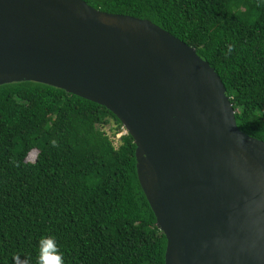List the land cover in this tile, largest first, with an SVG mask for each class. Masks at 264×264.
<instances>
[{
    "label": "water",
    "instance_id": "obj_1",
    "mask_svg": "<svg viewBox=\"0 0 264 264\" xmlns=\"http://www.w3.org/2000/svg\"><path fill=\"white\" fill-rule=\"evenodd\" d=\"M17 81L118 118L166 239L164 264H264V141L238 128L194 47L83 0H0V84Z\"/></svg>",
    "mask_w": 264,
    "mask_h": 264
},
{
    "label": "trees",
    "instance_id": "obj_2",
    "mask_svg": "<svg viewBox=\"0 0 264 264\" xmlns=\"http://www.w3.org/2000/svg\"><path fill=\"white\" fill-rule=\"evenodd\" d=\"M83 1L194 47L224 85L238 128L264 141V0ZM123 131L106 107L58 87L0 84V264H36L45 236L64 264H164L166 239Z\"/></svg>",
    "mask_w": 264,
    "mask_h": 264
},
{
    "label": "clouds",
    "instance_id": "obj_3",
    "mask_svg": "<svg viewBox=\"0 0 264 264\" xmlns=\"http://www.w3.org/2000/svg\"><path fill=\"white\" fill-rule=\"evenodd\" d=\"M229 51H231L230 48ZM234 111L236 112V110ZM12 264H29V262L27 259L22 261L19 256H14L12 257ZM36 264H64L62 254L58 250L56 240L53 237L45 236L38 241Z\"/></svg>",
    "mask_w": 264,
    "mask_h": 264
},
{
    "label": "rangeland",
    "instance_id": "obj_4",
    "mask_svg": "<svg viewBox=\"0 0 264 264\" xmlns=\"http://www.w3.org/2000/svg\"><path fill=\"white\" fill-rule=\"evenodd\" d=\"M112 139L114 141V145H116L117 144V136L116 137H113ZM33 156H34V152L29 153L28 159H32Z\"/></svg>",
    "mask_w": 264,
    "mask_h": 264
},
{
    "label": "built area",
    "instance_id": "obj_5",
    "mask_svg": "<svg viewBox=\"0 0 264 264\" xmlns=\"http://www.w3.org/2000/svg\"><path fill=\"white\" fill-rule=\"evenodd\" d=\"M120 134V133H119ZM119 134L117 136H119Z\"/></svg>",
    "mask_w": 264,
    "mask_h": 264
}]
</instances>
